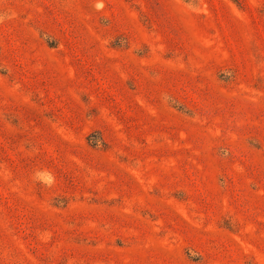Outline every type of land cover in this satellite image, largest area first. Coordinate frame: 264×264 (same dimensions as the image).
Wrapping results in <instances>:
<instances>
[{"label": "rangeland", "instance_id": "obj_1", "mask_svg": "<svg viewBox=\"0 0 264 264\" xmlns=\"http://www.w3.org/2000/svg\"><path fill=\"white\" fill-rule=\"evenodd\" d=\"M0 264H264V0H0Z\"/></svg>", "mask_w": 264, "mask_h": 264}, {"label": "trees", "instance_id": "obj_2", "mask_svg": "<svg viewBox=\"0 0 264 264\" xmlns=\"http://www.w3.org/2000/svg\"><path fill=\"white\" fill-rule=\"evenodd\" d=\"M39 36L42 38V35L39 34ZM46 41V40H45ZM46 44L49 46V47H53L54 43L52 42H48L46 41ZM218 78L219 76L221 77L222 74L218 73ZM221 79V78H220ZM178 111L182 112L181 109H179V107L177 108ZM86 141L87 143L90 145V146H96L97 144H100V137L98 138L95 134H90L87 136L86 138Z\"/></svg>", "mask_w": 264, "mask_h": 264}]
</instances>
